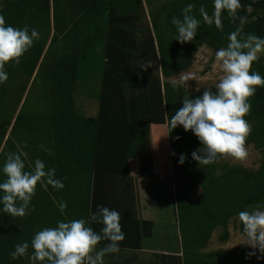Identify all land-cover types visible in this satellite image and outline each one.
I'll list each match as a JSON object with an SVG mask.
<instances>
[{
	"label": "trees",
	"instance_id": "1",
	"mask_svg": "<svg viewBox=\"0 0 264 264\" xmlns=\"http://www.w3.org/2000/svg\"><path fill=\"white\" fill-rule=\"evenodd\" d=\"M188 3L194 4L197 19L201 5L211 16L212 0H168L156 9L148 7L147 12L143 0H0V15L6 24L15 28L27 25L39 33V39L19 62L10 61L4 68L8 79L0 84V165L4 153L16 152L19 147L27 153L25 170L30 171L27 165L39 158L46 168L55 169V177L64 184L60 191L51 186L45 191L37 184L30 202L32 210L22 218L0 213V264H29L27 255L15 261L10 259L14 245L30 241L35 232L54 227L57 220L65 217L87 219L98 182L93 155L99 120L113 125L115 167L122 174L139 148L150 142L149 130H143V125L165 126V152L169 153L176 180V151L181 149L185 156L182 178L184 171L197 168L195 178L186 185L178 181L175 184L182 264H264V253L248 246L203 251L214 229H221L216 238L225 243L228 221L237 219L239 211L264 203V86L257 87L248 98L251 107L244 117L251 126L245 145L251 144L260 154L256 170L223 163L198 167L190 156L201 146L197 138L191 130L185 132L180 126L171 130L167 121L182 107L185 94L192 99L203 92L188 93L169 79L190 67L199 47L206 46L215 52L226 46L228 34L237 27L243 34L264 37V0H240L237 17L244 16L245 23L229 20L222 11L223 30L201 22L192 41L178 43L173 39L175 28L171 19L180 18ZM144 16L147 23L141 28L139 22ZM139 34L142 39L136 36ZM54 45H58V50L55 57H50ZM98 50L106 59L98 115L79 118L74 114L72 100L76 73L86 53ZM137 62L149 64L154 72L143 73V65H136ZM43 64L47 65L45 71ZM251 71L264 77V62L260 58L252 62ZM39 72L45 76L47 97L37 114L26 116L17 109L27 82ZM79 129L81 135L75 132ZM18 133L31 136L35 143L31 147L30 141L21 143ZM41 145L50 149L51 154L42 150ZM195 188L198 192L192 196ZM61 200L67 205L63 216L54 203ZM238 228L240 232L239 221Z\"/></svg>",
	"mask_w": 264,
	"mask_h": 264
},
{
	"label": "clouds",
	"instance_id": "2",
	"mask_svg": "<svg viewBox=\"0 0 264 264\" xmlns=\"http://www.w3.org/2000/svg\"><path fill=\"white\" fill-rule=\"evenodd\" d=\"M211 16L201 5L197 12L200 19L193 14L194 4L188 3L181 11L180 18L175 16L171 24L175 28L174 40L178 43L192 41L197 34L201 22L223 30L222 11L229 20L245 23V17H237L241 8L240 0H212ZM39 39L35 28H15L5 23L0 15V84L8 79L4 71L10 61L15 64L27 52L33 42ZM226 46L218 48L214 53L215 62L221 72L213 88H204L201 95L192 99L188 95L181 99L182 107L175 111L168 126L172 130L177 126L187 132L191 130L197 138L200 148L193 151L191 159L199 166H207L216 162L218 157H230L237 161L247 158L245 146L251 126L244 117L250 111L248 98L254 95L256 88L264 86V77L256 71L250 72L252 62L264 54V37L255 34H243L237 27L227 36ZM199 91V90H197ZM42 150L51 154V150L41 145ZM27 153L18 147L16 152L4 153L3 164L0 165V213L11 217H24L32 210L30 202L35 194L36 186L47 191H60L64 188L61 179L55 177L54 168H46L44 161L34 159L26 169ZM185 156L180 154L177 163L183 164ZM63 216L67 207L63 200L54 201ZM121 214L106 206L97 207L90 212L87 219L66 217L57 220L54 227H45L35 232L30 241H22L14 245L9 254L15 261L27 255L29 264H103L106 254L118 253L119 243L124 239L120 227ZM241 225L240 244L264 253V203H257L251 209L237 213ZM100 224L99 232L90 226ZM102 240L106 245L96 248ZM29 248L31 252H29ZM253 253H249L251 255Z\"/></svg>",
	"mask_w": 264,
	"mask_h": 264
},
{
	"label": "crops",
	"instance_id": "3",
	"mask_svg": "<svg viewBox=\"0 0 264 264\" xmlns=\"http://www.w3.org/2000/svg\"><path fill=\"white\" fill-rule=\"evenodd\" d=\"M136 36L142 39V35ZM91 53H97L102 57L100 50ZM105 62L106 59L102 58L101 80L96 94L97 98L94 99L96 102L94 108L93 102L80 97L79 104H76L72 97L76 117H97ZM136 65H143L142 72H147L148 75L154 72L152 67L145 62H137ZM169 81L172 82L171 78ZM81 101L84 104H81ZM91 105L92 111H89ZM146 128L149 130L147 136L150 142L146 144L147 146L139 148L138 155L128 161L126 170L124 169L125 172L122 174L115 167V156L112 150L113 125L105 121H97L93 171L98 176V182L91 200V212H95L97 207L102 206L117 210L121 214L119 223L124 233V239L119 243V252L106 254L103 264H182V237L176 215L175 178L171 159L165 152L166 128L164 125L148 127L143 125L142 129L146 130ZM75 132L81 135L80 129ZM167 180L172 185L166 190L167 199H158V201L155 196L160 194L161 189H153L155 188L154 181L157 182L155 186H158ZM90 226L97 232L102 227L96 223ZM107 243L108 241L102 240L96 248L99 249Z\"/></svg>",
	"mask_w": 264,
	"mask_h": 264
},
{
	"label": "rangeland",
	"instance_id": "4",
	"mask_svg": "<svg viewBox=\"0 0 264 264\" xmlns=\"http://www.w3.org/2000/svg\"><path fill=\"white\" fill-rule=\"evenodd\" d=\"M165 1L168 0H143L144 11L147 12L148 7L151 9H156L162 2ZM0 11H1V4H0ZM146 23H147V19L144 16L143 18L140 19L139 26L141 28H144ZM57 50H58V45H54L50 50V57L51 56L55 57ZM87 53H86L87 54L86 60L82 62L78 70L76 82L73 87L72 97L74 98L76 104H79L78 99L80 97H82L83 99H87L89 102L91 103L93 102V108H94V105H96L94 99L96 100L97 98L96 94L99 89V83L101 80L102 57L97 53H91V52H87ZM214 53L215 52H213L210 48L206 46L199 47L194 52L192 64L190 65V67H188L186 71L178 74L175 77H172L171 81L182 86L184 89H186L188 93H195L197 92V90L199 91L204 90V88H213L214 84L217 82L219 76L221 75V72L214 59ZM260 59L264 62V54L260 55ZM44 64H43V70L45 71L47 69V65L45 66ZM210 90H215V89L213 88ZM90 96H92V98ZM46 97H47V91L45 86V76L42 72H39L37 75H35L34 73V75L27 82L22 100L17 110L18 111L20 110L26 116L37 114L40 108L42 107V105L44 104L43 102L44 100H46ZM81 104H84V102L81 101ZM88 110L92 111V105L91 108H89ZM18 134L21 143L24 144L27 141H30L31 144L29 147H31L32 144L35 143L34 141H32L33 138H31V136L28 137V135H25L24 133H18ZM34 136L36 137V135ZM36 141H37V137H36ZM245 146L248 151V156L246 159L242 161H237L227 156L218 157L216 162L213 164L219 165L223 163L227 165H238L246 169L256 170L260 161V154L258 151H256L253 148L251 144ZM200 147L201 146H197L195 149L197 150ZM176 152L177 155L179 154L178 156H180V154L182 153L181 149ZM167 154L169 155V153ZM181 165L183 164H179L176 170L178 180L174 179V181L175 184L177 183L176 181H178L181 182L183 185H186L189 181H191L192 178H195L197 168H195L194 170H189V172H187V170L184 171V178H182L183 176H181V171L184 170V166L182 167ZM155 184L157 185L156 181H154L155 188L153 189H161L159 192L160 194L156 195L155 199L166 200L167 199L166 190L172 187L171 183L168 182L167 180V182H161L158 186H155ZM197 192L198 189L195 188L192 191L191 195L195 196ZM177 221H178V216H177ZM220 231L221 229L217 228L211 232L209 242L205 247V249H203V251H212L217 249L223 250V249L247 246L244 244H240L241 241L239 239V228H238L237 219H231L230 221H228L227 223L228 239L225 243H219L217 241L216 237Z\"/></svg>",
	"mask_w": 264,
	"mask_h": 264
}]
</instances>
